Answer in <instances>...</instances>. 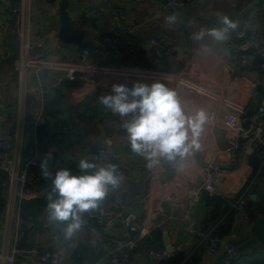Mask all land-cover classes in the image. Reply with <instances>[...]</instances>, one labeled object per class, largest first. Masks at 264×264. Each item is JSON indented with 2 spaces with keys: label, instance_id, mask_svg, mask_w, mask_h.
<instances>
[{
  "label": "crops",
  "instance_id": "1",
  "mask_svg": "<svg viewBox=\"0 0 264 264\" xmlns=\"http://www.w3.org/2000/svg\"><path fill=\"white\" fill-rule=\"evenodd\" d=\"M16 1L21 2L24 7L22 20L19 24L16 23L9 13L6 0H0V20L5 22V29H0V136L13 142V150H19L22 156L26 157L31 154L34 146V140L30 137L27 138V135L39 110L40 100L37 96L35 75L29 71L26 74L24 83V80L21 78L20 67L13 63V56L22 48L20 42L16 39L17 32L23 29L27 35H31L30 39L34 46L39 45L34 40L36 32L42 31L45 33L49 55L50 53L61 54L60 50L62 48L65 49V52L59 55L58 58H50L51 60H77L83 48H79L74 44L66 45L65 47L61 46L57 33L60 26L58 9L62 0H47L45 2L42 0ZM70 1L77 5L73 11H70L71 20L78 18L81 22L85 23L88 29L82 33L85 34L86 39L92 40L95 43L94 46L87 47L97 50V56H91L92 60H96L97 58L101 63L108 64L102 62L99 57L102 55L108 57L110 54L115 53L116 58H128L135 52L145 55L148 47L153 48V60L160 59L162 60V64L167 67L164 70H177L184 60H187L186 69L188 73L215 95L211 98H203V100L209 106L214 107L217 114L224 113L227 104L232 103L244 105L246 115L249 110H252L253 113L249 118H252V121L254 120L256 107L264 98V69H256L252 66V55H250V67L247 70L239 68L232 58L235 46L227 42V39L223 42H217L213 38L205 36L202 40L197 41L193 39V34L198 33L201 29L207 30L220 27L223 16L232 19L231 14L235 9L240 11L250 3L256 2L246 14L243 30L247 31L248 36L254 28L261 33L257 45L252 51L264 54V0H192L184 9L170 8L168 0H143L140 2L136 0ZM203 13L213 14L214 19H211L209 23L201 27V22L204 20L199 15ZM171 15H175L176 20L174 23H167L165 17ZM70 30L74 31L71 27ZM189 35H191V38H189ZM112 36L120 38L121 42L118 47H111L109 45L108 38ZM156 37H159L160 40L156 39ZM149 39H155L159 43H162L166 54H163L161 57L158 56L154 45L144 43ZM140 47L145 48L146 53H141ZM188 52L189 54L183 59ZM109 65L121 66L122 64ZM133 67L152 68L148 66ZM56 74L48 70L43 71V77L45 78H50ZM84 84V80H79L77 83L69 81L66 86L74 85L82 89ZM94 87L96 88L88 94H84L87 90L75 92V99L67 102L63 100L64 90L62 86H51L44 94L43 118L37 130V139L38 145L42 143L43 159L51 153L52 158L49 161V170L52 173V177L49 181L48 178L44 177L38 189L29 190L30 192L26 199L22 202L40 201L43 198L48 199V195L52 190L51 179L54 178L56 170L70 169L73 174H81L78 165L82 159H86L89 162L93 160L94 162L92 163L98 165L110 163L124 168L125 174L122 175V183L115 189L118 194L133 193L142 189L146 174L140 167V164L142 162L147 164L146 160L144 157L140 155L136 156L132 153L127 138L128 133L120 132L119 129L125 120H130L131 118H128V116L122 118L117 114H113L111 110L106 109L100 103L101 92L99 88L97 86ZM55 88L61 90L59 104L63 112L62 114L68 118L66 124L62 123L61 120L59 121L57 116L48 113L47 96ZM24 91L25 95L23 96ZM94 95H96L94 104L98 105L101 116L96 121L89 122L86 140L81 142L77 138V132H75L78 120L74 116L80 109L81 104ZM129 116L131 117V115ZM80 124L82 125V123ZM40 131L44 133V139L42 140L38 136ZM223 141L222 138L220 142ZM245 144L237 153H233L230 162L222 164L223 169L234 166L235 163L233 161L237 159L242 160ZM201 145L200 151L194 152L183 161L178 157L176 162L173 163L165 160H161V162L169 169L168 173L171 170H173L172 175L178 172L182 182L188 179L193 180L199 172L197 165L203 162V153L207 151V142L204 138H201ZM101 147L116 149L121 152V159L113 162L92 158L93 152ZM250 151L251 148L247 152V168L240 171V173L230 175L224 184L227 191L237 190L248 174L251 177L253 168L248 162ZM181 164H183L182 168ZM149 171L150 169L148 170V175L150 176ZM171 177L164 179L166 180ZM250 177L248 176L246 180L248 181ZM136 178H142V180L137 182ZM247 181L238 192L245 188ZM47 182L48 186L45 185ZM6 190L5 187L3 191L5 197ZM147 192L143 194H131L119 201L126 203V212L133 210L138 215L143 216L146 209L142 205L141 197L146 195ZM238 192L224 194L221 188L217 190L222 199L223 197H231ZM107 197L99 203L97 209L101 206L106 207L108 210L116 209V201H111L107 205H104ZM53 198L56 197L54 196ZM207 207L201 199V202L190 209L192 218L190 220L184 217L186 213L185 209L172 212L166 206V213L156 216L154 220L155 226L151 235L141 238L139 247L133 251L132 259L134 264H158V261L150 260L147 254L149 249H167L165 233L169 236L170 243L174 247V252L177 249L186 247L188 252L191 253L192 247L200 243L196 238L197 234H201L198 221L202 218ZM233 209L231 206L228 213L233 211ZM46 211L47 206L38 215L37 223L31 216H25L33 224L28 228L32 229L33 232L30 235L33 233L35 238L32 246L42 241L46 242L48 247L53 249L59 246H66L68 260L75 261L72 253L76 245L82 240L88 239L91 255L85 259H88L89 264H118L119 252L115 248L111 246L102 254L96 253L92 249L90 239L97 234H103L112 243L114 239L124 237V230L119 224L115 227L107 226L99 220L98 216L90 218L87 212H85L82 218L89 220L96 231L81 227L74 235L66 236L64 233L68 222H56L59 230L40 232L38 226L41 217ZM234 211L235 224L233 232L224 238L225 242L235 243L243 252V260L234 264H256V261L260 260L258 257H264V209L256 210L261 211L262 215L254 217L252 222L246 221L242 213L237 209H234ZM256 211L254 214H256ZM4 223L5 219L3 218L0 225V233ZM158 230L161 231L163 243L161 248L157 247L159 241L156 240V232H159ZM64 239L65 241H63ZM153 240L157 249L152 245ZM188 242L189 244H187ZM225 242L221 243L218 253L211 255L207 251L202 264H225ZM172 254L170 252V256ZM27 257L25 253H20L15 264H17L18 260H24ZM75 262L81 264V261L79 263ZM36 263L39 264L37 261ZM258 264L264 263L260 260Z\"/></svg>",
  "mask_w": 264,
  "mask_h": 264
},
{
  "label": "built area",
  "instance_id": "2",
  "mask_svg": "<svg viewBox=\"0 0 264 264\" xmlns=\"http://www.w3.org/2000/svg\"><path fill=\"white\" fill-rule=\"evenodd\" d=\"M191 1L168 0V6L172 9H184ZM6 4L9 13L19 24L22 20L23 4L16 0H6ZM70 27L79 33L88 29V26L78 18L71 20ZM0 29H5V22L2 20H0ZM260 36L261 33L254 28L249 33L247 44L234 48L232 58L239 68L247 70L250 67L249 51L257 45ZM30 37L31 35H27L23 29L17 32L16 39L20 42L22 48L13 56V63L20 67L21 78L24 83L26 74L29 71L35 75L36 91L40 105L27 135V138L30 137L34 140L30 155L22 156L19 150H13V142L0 136V169L5 173V187L7 189L5 223L0 233V264H15L20 253H25L28 257H34L39 264H77L73 260H68L66 246L53 249L42 241L29 249L19 248L21 241L26 236V230L33 225L25 217L22 201L26 199L29 190L38 189L44 178L40 169L44 152L38 145L37 130L43 118L44 94L49 87L54 85L63 87V100L67 102L75 99V92L87 90L84 94H88L96 88L94 86L99 88L101 96H105L114 94L112 92L114 84H123L131 88L137 81L147 84L160 81L169 88L175 89L189 111L203 107L211 117L201 136L207 142V151L203 153V162L197 165L199 172L194 177L195 179L182 182L179 173L176 172L171 178L165 180L164 178L168 176L169 169L161 162L149 171L151 177L150 189L146 195L141 197L142 205L146 209L143 216L138 215L133 210L126 212L127 207L124 201H116V209L108 210L106 207L101 206L97 209V212L93 210L87 212L90 218L98 216L99 220L107 226L115 227L119 224L124 230V237L116 238L112 243L103 234L91 237L90 243L94 252L102 254L108 247L112 246L119 252L118 264H134L133 251L139 247L141 238L151 235L156 216L165 214L166 206L172 212L185 209L184 217L191 220L190 209L201 202V191L203 189L215 193L221 188L224 194H229L238 192L245 185L247 177H250L249 174L237 190L227 191L224 186L230 175L240 173V171L247 168V152L253 143L259 141L264 144V98L256 107V116L253 121L252 118L247 117L244 105L228 103L225 112L217 114L215 108L209 106L203 100V98H211L215 95L188 73L186 69L187 60H184L180 68L174 71L147 67H128L125 65L113 66L103 64L97 58L90 61L91 56H97L95 48H83L77 60H51L45 33L42 31L36 32L34 40L39 43L38 46L33 45ZM120 42L118 36L108 38L111 47H118ZM144 43L154 45L158 56L161 57L166 54L164 45L159 41L149 39ZM262 68L264 69V62ZM46 70L57 74L45 78L43 77V71ZM79 80H84L85 84L82 89L74 86L75 84L66 86L69 81L77 83ZM24 95L25 91L23 92ZM128 118L132 117L128 116ZM222 138L224 141L220 142ZM241 139L245 140L246 143L242 160L237 159L233 161L234 166L223 169L222 164L230 162L233 153H237L242 148ZM92 155V158L102 161L115 162L121 159V152L107 147L95 150ZM88 171L92 172L93 170L89 169ZM118 171L122 175L125 174L122 167H118ZM141 180L142 178H136L137 182ZM247 193L248 188L231 206L240 211L246 221L252 222L254 217H260L262 212L249 213L247 210ZM110 194L109 190L107 196ZM81 227L96 231L87 219H83ZM38 229L40 232L59 230L56 222L50 221L47 211L42 216V222L39 224ZM223 242H225V239L212 238L208 253L211 255L218 253ZM225 249V264H234L243 260V252L235 243L225 242ZM147 257L152 261L159 262L170 257V252L167 249L160 251L149 249ZM81 264H89L88 259L81 260Z\"/></svg>",
  "mask_w": 264,
  "mask_h": 264
},
{
  "label": "clouds",
  "instance_id": "3",
  "mask_svg": "<svg viewBox=\"0 0 264 264\" xmlns=\"http://www.w3.org/2000/svg\"><path fill=\"white\" fill-rule=\"evenodd\" d=\"M165 20L174 23L176 16H167ZM221 24L222 27L201 29L193 34V39L199 41L209 36L217 42L225 41L237 24L227 16L222 17ZM112 92L114 94L101 96L100 103L122 118L131 115L122 127L128 133L131 150L145 158L149 169L158 166L161 160L173 163L179 157L183 161L200 151L201 136L211 119L205 109L189 111L175 89L160 81L151 84L137 81L131 88L114 84ZM51 158L49 153L40 164L45 178L52 177ZM180 166L182 168L183 164ZM78 167L81 174H73L70 169L57 171L51 179L52 190L48 195L49 219L68 222L66 236L74 235L83 223V214L96 209L109 190L118 188L123 180L115 164L98 165L82 159Z\"/></svg>",
  "mask_w": 264,
  "mask_h": 264
},
{
  "label": "trees",
  "instance_id": "4",
  "mask_svg": "<svg viewBox=\"0 0 264 264\" xmlns=\"http://www.w3.org/2000/svg\"><path fill=\"white\" fill-rule=\"evenodd\" d=\"M60 97L61 90L55 88L47 96V108L48 113L58 117L59 121L66 124L68 118L62 114L60 108ZM96 95L86 99L80 106V109L76 112L74 118H77L75 132H77V138L79 141L83 142L86 140L88 134V124L91 121H96L99 116H101V111L98 105L95 103ZM82 123V125L80 124ZM38 136L44 139V133L40 131ZM245 140L241 139L242 147H244ZM248 162L253 168V172L245 188L238 192L237 194L222 199L221 203L215 204L213 206H208L202 218L198 221L199 231L201 234H197L196 238L199 244L192 247L191 253L188 252L186 247L182 249H177L170 257L159 261L158 264H202L208 251V247L211 243L212 238L223 239L231 235L235 224V211L229 212L231 205L236 201L243 191L248 188L247 198L248 206L247 210L250 214H254L256 210L264 209V144L259 141H255L251 147V151L248 154ZM5 173L0 169V225L4 218L6 197L3 193L5 186ZM3 184V185H2ZM48 199H41L40 201H25L23 202V207L25 211V216H31L33 220L37 223V217L41 211L45 210L48 205ZM228 213V214H227ZM156 232V240L159 241L157 247L161 248L163 246L161 231ZM32 229L26 230V236L19 245L21 249H29L35 241ZM152 245L155 246L154 240ZM156 248V246H155ZM157 249V248H156ZM161 250V249H158ZM73 258L78 263L90 257L91 248L88 244V239H84L79 242L73 253ZM264 256V254H263ZM264 263V257H258ZM260 260L256 261V264Z\"/></svg>",
  "mask_w": 264,
  "mask_h": 264
},
{
  "label": "water",
  "instance_id": "5",
  "mask_svg": "<svg viewBox=\"0 0 264 264\" xmlns=\"http://www.w3.org/2000/svg\"><path fill=\"white\" fill-rule=\"evenodd\" d=\"M256 4L250 3L249 5L245 6L242 10H234L231 14V20L237 24V27L235 30H230L227 38V42L232 43L233 46L235 47H242L247 44V31H244V21L246 14L248 13V10L253 7ZM77 7L76 4H74L70 0H62L58 13L60 16V26L59 30L57 33V36L61 42V46L65 47L66 45H71L74 44L79 48H87V47H92L94 46V41L86 39L84 33H77L76 31H71L70 30V20H71V13L70 11H73ZM223 25L221 24L220 27ZM156 39L160 40L159 37H156ZM140 52L141 53H146V49L143 47H140ZM250 55L253 56L252 59V66L255 67L256 69H262L261 65L264 62V54L258 51H249ZM260 90V88H259ZM253 111L249 110L247 112V116L251 117ZM39 146L42 147V143H39ZM94 162L93 160L91 163ZM140 167L143 169L144 173L146 174V177L143 182V187L140 190H137L133 193H124V194H118L115 190H111V194L107 197L104 205H107L111 201H119L125 199V197L131 195V194H143L146 193L150 187V176L148 175V170L149 168L146 166L144 162L140 164ZM57 172V170H56ZM51 178V177H50ZM48 178V181L50 180ZM46 186H48V182L45 183ZM127 194V195H126ZM201 199L204 202L206 206H213L215 204L221 203L222 198L220 197V194L215 192V193H210L206 189H203L201 191ZM95 212L97 211V208L94 210ZM42 222V217L40 219V223ZM65 241V239L63 240ZM165 243H166V248L171 252L174 253V247L171 245L169 236L167 233H165Z\"/></svg>",
  "mask_w": 264,
  "mask_h": 264
},
{
  "label": "rangeland",
  "instance_id": "6",
  "mask_svg": "<svg viewBox=\"0 0 264 264\" xmlns=\"http://www.w3.org/2000/svg\"><path fill=\"white\" fill-rule=\"evenodd\" d=\"M199 17L203 18V20H204V21H202L203 24L201 22V27H204L206 23H209L211 19H214V15L208 14V13H203V14L199 15ZM189 36H190L189 38H191V35H189ZM64 52H65V49L62 48L60 50V53L62 54ZM61 54L50 53L49 58H52V59L58 58V56ZM153 57H154L153 48L148 47L147 53L145 55H140V54L135 52L134 54H132L128 58L127 57L116 58L115 53H112L108 57H104L102 55L99 58L101 59L102 62L108 63V64H122V65L130 66V67L148 66V67H152V68L160 69V70H164L165 68H167L162 64V60H160V59L153 60ZM116 59H118V60H116ZM89 60L91 61L92 59H89ZM119 129H120V132L127 133L126 130L122 127V125H120ZM132 153L137 156V154L134 153L133 151H132ZM146 163H147V161H146ZM172 172H173V170H171L170 173H168L167 177H171ZM17 264H37V263H36L34 257H27L24 260H18Z\"/></svg>",
  "mask_w": 264,
  "mask_h": 264
}]
</instances>
